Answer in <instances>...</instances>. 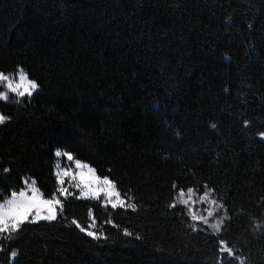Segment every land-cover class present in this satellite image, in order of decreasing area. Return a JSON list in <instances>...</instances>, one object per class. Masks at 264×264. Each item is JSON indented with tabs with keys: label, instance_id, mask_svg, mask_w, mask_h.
Wrapping results in <instances>:
<instances>
[{
	"label": "trees",
	"instance_id": "obj_1",
	"mask_svg": "<svg viewBox=\"0 0 264 264\" xmlns=\"http://www.w3.org/2000/svg\"><path fill=\"white\" fill-rule=\"evenodd\" d=\"M18 67L40 88L0 107V192L28 176L50 194L60 149L137 205L69 199L12 241L18 264H220L218 237L168 207L174 183L214 188L223 239L264 264V0H0V71ZM89 209L107 241L68 226Z\"/></svg>",
	"mask_w": 264,
	"mask_h": 264
},
{
	"label": "snow or ice",
	"instance_id": "obj_2",
	"mask_svg": "<svg viewBox=\"0 0 264 264\" xmlns=\"http://www.w3.org/2000/svg\"><path fill=\"white\" fill-rule=\"evenodd\" d=\"M40 88L39 83L30 77V74L23 67H18L14 72L6 73L0 71V107L9 104H22L27 98L29 101ZM11 120V117L0 113V125H4ZM211 127L215 128L213 124ZM244 127L249 128L250 122L245 120ZM259 139L264 141V131L259 134ZM57 162L54 165L53 175L55 177L54 190L46 195L38 185V181L32 177H22V187L11 188L7 194L0 192V253H8L9 259L16 260L18 256L12 241L15 240L24 230L26 224H37L41 221H56L59 216H64L66 202L69 199L97 201L105 210H127L137 211V205L133 197L118 189L116 182L110 177L97 174V169L89 163L77 158L68 151L57 149L54 153ZM66 159L70 167L64 166ZM12 169L4 167L3 173L10 174ZM111 171V169H109ZM175 195L168 205L171 209H178L182 215L186 216L192 223L188 226L192 231H204L210 229V235L218 237V252L221 262L226 259L228 264H233V260H238L239 264H244V260L236 255V252L229 246L222 237V229L225 221L230 219L228 210L222 200L216 198V190L204 184L201 187L190 186L186 189L173 184ZM199 206V210H198ZM89 223L82 225L77 219L72 218L68 226H74L92 240L107 241L108 236L98 223L94 210L89 209ZM66 219V217H65ZM104 224L111 225L117 230V225L111 217L105 219ZM197 225L204 227L198 228ZM125 237L133 236L127 228L122 229ZM139 240V235L135 236ZM8 243L11 251L5 247Z\"/></svg>",
	"mask_w": 264,
	"mask_h": 264
},
{
	"label": "rangeland",
	"instance_id": "obj_3",
	"mask_svg": "<svg viewBox=\"0 0 264 264\" xmlns=\"http://www.w3.org/2000/svg\"><path fill=\"white\" fill-rule=\"evenodd\" d=\"M56 162H57V158L55 157L54 165H55ZM63 163H64V166H66V167L72 166V165L69 164V162L66 161V159L63 161ZM198 210H199V206H198ZM41 222H47V221H41Z\"/></svg>",
	"mask_w": 264,
	"mask_h": 264
}]
</instances>
